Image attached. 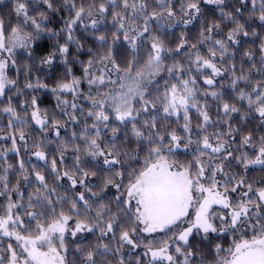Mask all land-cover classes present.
<instances>
[{
  "label": "trees",
  "instance_id": "1",
  "mask_svg": "<svg viewBox=\"0 0 264 264\" xmlns=\"http://www.w3.org/2000/svg\"><path fill=\"white\" fill-rule=\"evenodd\" d=\"M26 4L29 16L39 20L41 13H44L46 19L42 23V32L34 39L28 52H21L15 58L9 74L14 84L8 86L4 95L0 96V176L7 175L8 191L5 195L0 196V214H3L4 207L7 205L9 198L17 205H25V208L14 209V213L19 214L24 221L25 228L34 230L36 221L29 220L26 215L27 211H41V209H27L28 197L35 193L39 187L35 181V172H40L46 178L49 188H55L53 203L57 200L60 203L56 205L57 211L63 209L67 212L71 201L77 198L78 193L84 192L85 198L91 206L89 215L95 222L96 212L98 210L105 211L104 219L107 220L108 214H115L118 217L124 215L120 210L123 206L118 207L116 197L123 196L119 191L109 185L103 187V181L106 177L114 176L116 170L140 167L136 159L126 161L123 165H116L112 171L103 165V157L93 159L88 156L87 144L82 137L87 134L89 138L95 137V132L99 130L100 135L95 137L102 149L111 150L115 145L122 153L129 154L139 151V160L142 163L146 154L147 141H143L138 149V141L132 134V122L121 124L115 120V115L110 110H105L109 115L108 127H104L102 123L96 122L93 116H89V112L99 111V107L94 108L93 104L84 102L80 96L86 97L88 100H95L100 92L104 90L106 84L112 81L115 74L110 68L104 67L99 58L112 50V56L116 64L121 70L125 69L128 64L134 63L137 69L143 67L150 54V44L153 37L159 38L165 45L166 51L163 53V65L167 69L173 64H180L189 72H176L174 75H167L166 79L157 84L146 93V99L155 103L156 107L149 104V111H141L137 116L136 127L141 128L147 135V130L143 128L146 120L156 117V123L160 134L165 131H175L180 137V146L176 148L173 145V152L170 159L179 164L193 163L199 156L202 149V138L209 137L210 143L226 142L227 151L221 154H213L210 149L204 150L207 154L200 157L204 161L211 159L212 165L221 164L224 173L217 174V181L221 187L219 191H224L225 182L231 178V183L226 186L231 189L236 186L240 180L244 181V185L237 187L236 192L229 190L227 196L234 206L237 201L247 200L251 198L256 200L254 193L260 188H264V165H249L245 168L239 163V158L247 157L254 160L259 154L261 146V137H264V123L262 118L252 108L249 107L248 99H239L240 92L252 95L255 99L253 88L260 86L258 90H264V52H261V46L264 45V22L259 20L261 0H256V8L253 11L251 0H247L245 4H241V0H224L221 5L208 4L204 0H198L200 12L195 14V19L191 23L184 24L183 21L189 19L182 12V8L186 9L189 0H143L146 4V12L135 11L132 8L125 10L123 8V0H116V6L113 7L109 0H70L65 4V0H52L54 11L48 9L43 0H22ZM135 2L139 8L142 0H129V4ZM17 0H0V20L4 23L5 31L8 32L12 27H17L23 19L22 16L16 14ZM75 3V8L71 4ZM103 4L107 11L103 14V23L96 24L95 28L86 26L83 22H78L73 26L72 31L66 28V23L74 17L75 10L79 7L85 9L91 8L98 10L99 5ZM239 9V11H237ZM171 10L174 16L170 20H165L167 11ZM223 10V15L222 11ZM125 15L126 21L133 24L138 31H142L144 27L145 16H151L153 12L161 13L156 19L148 20V32L136 40V47H133L124 40L122 31H118L113 17L116 13ZM231 14L232 19L228 18ZM134 21V22H133ZM236 21L242 24L243 32L235 36L233 41L227 39L228 33L236 27ZM219 24V28L213 29L212 40L201 41V32L208 27ZM28 29V28H26ZM30 32L31 30L28 29ZM105 39L101 41L99 37ZM118 36L119 39H115ZM71 37V39H69ZM185 42V46L176 51L181 41ZM213 40H223L226 43L228 51L221 59L219 50L217 49L214 62L221 71V75L214 77L215 83L211 86L206 85L204 80L209 78L210 69L203 70V74L195 71L196 65L193 63L195 54L204 57L209 56V48L216 47L212 44ZM192 45L196 47L193 48ZM66 46L68 52L61 54L59 48ZM250 53L251 58L245 53ZM51 58V63H45ZM93 61L92 67L88 69L89 74L85 75V68L88 62ZM112 66V64H110ZM113 68V66H112ZM114 69V68H113ZM123 72V71H120ZM104 75V83L89 84V79ZM189 75L195 77L196 84H190L189 87L194 88L195 96L189 103L195 102L200 111H206L209 121L204 122L200 111L197 108H189V128L190 131L184 130L185 121L183 112L181 111L179 119L177 116H171L161 119L164 116L162 105L159 98H162L165 87L171 84H177L179 79H188ZM240 76H247L248 80H238L235 87L232 81ZM111 80L109 81V79ZM73 80L79 83L75 85L74 90L53 92V89H59V85L63 83L71 84ZM31 84L29 88L27 85ZM212 92H216L217 96L213 97ZM36 103L33 105L32 101ZM67 102V103H65ZM228 103L235 106L239 111L225 114L223 104ZM75 104L76 108L71 105ZM11 106L20 119L17 120L11 114L4 112L3 109ZM137 109L141 105H136ZM39 110L42 118L47 119V124L41 126L31 118L33 110ZM25 120L27 123H20ZM12 121V126H9ZM56 124L57 127H53ZM96 125L93 128V125ZM116 128V139L113 140L112 129ZM231 135H228L229 130ZM24 133V140L20 139V132ZM59 132L57 136L56 133ZM251 135L250 145H242L244 136ZM13 139H15V148L13 151ZM189 139L192 141L189 143ZM197 141H201L197 144ZM77 148L80 151H77ZM42 151L46 159H39L35 153ZM230 152L231 155L227 156ZM227 156V159L224 157ZM77 157L81 162V167L85 171L96 172V176H90L86 183L96 185L91 192L86 191L84 187L77 185L72 188L71 182L63 177L64 171L74 172L77 163ZM56 161L57 171L61 174V178L57 179L52 172V161ZM23 162L24 168L27 170L28 180H24L20 163ZM11 166V167H9ZM7 169V173L5 170ZM206 183L207 180L202 181ZM127 179H125V184ZM247 185L252 186V192L249 197H242V193L247 192ZM0 191H4L3 183L0 182ZM96 193L95 196L92 193ZM18 193L23 194L21 199ZM68 201L65 203L64 201ZM82 204V202H81ZM101 206H104L102 209ZM79 207V205H78ZM83 213V208L81 207ZM212 211L217 215L228 216L229 210L222 207L213 208ZM255 211V210H254ZM261 215H264V208L260 209ZM192 214V210H191ZM124 223L123 220L120 221ZM217 228L222 226L219 219L214 221ZM179 229L144 238L145 244L150 241L159 246V242L168 239L173 232ZM118 235L116 239L112 238L110 233L107 237L99 238V231L87 233L75 237L65 238L66 247L68 249L66 255L67 264H84V257L87 251H94L97 264H148L149 258L144 255L145 247L131 248L129 245L120 247L118 243ZM241 234H235L229 231H218L217 233L205 234L202 232L194 234L190 237L191 250L194 252L190 258V264H217L221 256L227 255L229 249L235 239H239ZM251 231L243 238H250ZM2 246L7 243H13V238L0 237ZM140 240V238H138ZM108 244L110 251L106 255H99L101 249H97V245ZM144 244V245H145ZM216 245H220L224 252L219 255L216 252ZM176 245L173 244L169 251L176 258V264H183L184 257L175 253ZM77 248L81 251H77ZM187 251L186 247L183 248ZM154 264H161L157 261ZM162 264H168L164 261Z\"/></svg>",
  "mask_w": 264,
  "mask_h": 264
},
{
  "label": "snow or ice",
  "instance_id": "2",
  "mask_svg": "<svg viewBox=\"0 0 264 264\" xmlns=\"http://www.w3.org/2000/svg\"><path fill=\"white\" fill-rule=\"evenodd\" d=\"M70 0H65V4H68ZM208 4L221 5L224 0H204ZM247 0H241V4H245ZM43 3L47 5L48 9L55 10L52 0H43ZM109 3L113 7L116 6V0H109ZM163 5V0H160ZM253 11L256 8V0H251ZM72 8H75V3L71 4ZM123 8L127 10L132 8L135 11L146 12V4L142 2L137 4L133 2L129 4V0H123ZM16 14L22 16L23 19L19 22L17 27H12L10 35L6 33L4 23L0 20V96L4 95V90L8 85L14 84L15 81L9 80L5 74V70L8 68V60L13 55V49L16 47L27 48L32 40L36 39L39 33L43 30L42 23L46 19L44 13H41V18L37 20L31 17L27 13L26 4L22 0H17ZM98 11L103 15L107 9L103 4L99 5ZM222 15H223V10ZM239 11V9L237 10ZM182 12L189 19L184 20V24L191 23L192 19H195V14L200 12L198 0H189L186 9L182 8ZM260 16L259 20L264 22V0H261L260 4ZM93 15L92 9H85L79 7L75 10L74 17L66 23V28L69 33L72 31L74 25L78 22H83V18ZM161 13L153 12L151 16H145L144 27L142 31H138L136 28H127L125 25L126 17L121 13H116L113 17L114 21L119 25L118 31H122L124 40L127 41L133 49L136 47V40L148 32V20L158 18ZM167 16H174L173 11L168 10ZM229 19H232L231 14L228 15ZM134 22V21H133ZM97 24L96 20H92V27L95 28ZM31 27L33 32L26 31V28ZM243 25L236 21V27L233 28L227 36L229 41L235 42L234 38L239 33L243 32ZM219 28V24L208 27L205 32H201V41L212 40L213 29ZM246 36L247 32H243ZM71 39V37H69ZM101 41H104V37H99ZM115 39H119L118 36ZM212 44L216 47L209 48V56L204 57L195 54V60L193 63L196 65L195 71L203 74V70L210 69V76L204 80L206 85H213L215 83L214 77L221 75L220 69L214 62L216 58L217 49L220 52L221 59L228 51L225 41L213 40ZM185 46V42L182 40L178 48ZM195 48V45H192ZM61 54H66L68 48L61 46L59 48ZM168 51L164 43L157 37L152 38L150 44V54L147 61L142 68L137 69L134 63H129L128 66L121 70L119 65L116 64L112 56V50L109 49L108 53L99 58L101 64H112L116 72L123 71L125 76L120 77L121 81H130V83H121V89L127 88V91H121L118 94H106L99 100H93V107H99V111L89 112V116H93L96 122L102 123L104 127H108L109 115L106 114L105 104L108 100H111L110 107L115 113V120L121 124L125 122H132V134L138 141V149L141 147L143 141H147L146 154L143 157L142 163L139 160V151L135 153H122L119 149L112 146L111 150L102 149L95 137L100 135L99 130L95 132V137L89 138L85 134L82 139L87 144V155L93 159L96 157H103V165L108 167L109 171H112L116 165H123L126 161L136 159L140 164L138 168H132L131 171L127 169L116 170L114 176L106 177L103 181V187L107 188L109 185L115 187L118 191L123 189L120 197H116L118 201V207L122 205L120 210L124 213L123 216L118 217L115 214H108L107 220L104 219L105 211L98 210L95 216V222L89 215L91 206L88 200L85 198V193L80 192L76 199L71 201L70 207L67 212L61 209L57 211L56 205L60 203L57 200L53 203L52 194L55 193V188H49L46 178L40 172H35V181L39 187L35 193L30 194L28 197L27 209H41V211H27L26 215L29 220H35L34 230L25 228L24 221L19 214L14 213V209L25 208V205H17L9 198L7 205L4 207L3 215H0V235L4 237L13 238L19 252L13 247L11 243L7 246V264H67L66 253L68 251L65 243V234L70 233L72 237H75L77 233L87 232L93 233L99 231L100 237H107L110 233L112 238L116 239V233L118 232V243L122 248L124 245H129L135 249L138 244L137 240L139 234L146 233L152 234L156 232L166 233L173 229H179V231L173 232L172 236L168 239L159 242V246L154 245L151 241L145 244L146 251L145 256H149L148 264H154V262L167 261L168 264H176V258L169 252V248L175 244V253L183 256V264H190V258L193 257L194 252L191 250L190 237L194 234L203 233L205 238L209 233H217L218 231L231 230L234 234L239 232L241 237L233 241L232 246L227 249V255L221 256L217 264H264V215H261L260 209L264 208V188L257 190L254 195L256 200L251 198L244 200L243 198L233 206L229 201L227 193L230 191L236 192L237 187L244 185V181L240 180L236 186L229 189L226 185L231 183V178L225 182L224 191L221 192L218 189L221 187L219 181H217V174H223L224 168L221 164L212 165L211 159L204 161L200 157L206 155L204 150L210 149L213 154H221L227 151L226 142L217 143L213 145L209 141V137L206 135L202 138V149L200 150L197 159L190 164H179L178 162L171 160L169 157L173 152V145L176 148L180 146V137H178L175 131L160 134L156 123V117L153 116L150 120H146L143 124V128L136 127L137 116L141 111L148 112L149 104L152 103V107L156 105L153 102L144 98V92L142 88L146 85L143 83L147 78V83H152V77L158 75L161 71H167L170 75H174L176 72L184 73L189 72L190 69H185L180 64H173L171 67L164 69L163 65V53ZM261 52H264V45L261 46ZM7 54V56H5ZM246 56L251 58L250 53H245ZM264 62V58H262ZM15 63V61H13ZM45 63H51V58L45 61ZM93 61L88 62V67L85 68V75L89 74L88 69L92 67ZM133 72L135 75L133 76ZM104 75L89 79V84L104 83ZM238 80H248L247 76H240L232 81L233 86L237 84ZM115 83V81H111ZM79 82L73 80L71 84L63 83L59 85V89H53V92L74 90L75 85ZM195 85V77L189 75L188 79L180 78L177 84H171L165 87V92L162 98H159V102L162 105L164 116L161 119H166L171 116H177L179 119L181 111L183 112V119L185 121L184 130L190 131L189 128V108H197L200 111L195 102L189 103L195 96V90L189 85ZM27 87L31 88L29 84ZM253 88L252 92L255 93V99L252 95L240 92L239 99H248L249 107L252 108L255 105V111L259 117L262 118L264 123V90H258ZM213 97L217 96L216 92H212ZM138 99L141 103V108L137 109L133 106V100ZM35 105L36 101H32ZM67 103V102H65ZM72 108H76L75 104L71 105ZM4 112L16 117L15 110L9 106L3 109ZM223 111L225 114L239 111L235 106L228 103L223 104ZM200 115L203 117L205 123L209 121V116L206 111H200ZM31 118L39 125L44 126L47 124V119L42 118L39 114V110H34L31 114ZM20 123H27L25 120H20ZM9 126H12V121H9ZM53 127H57L56 124ZM96 125H93L95 128ZM231 129L228 135H231ZM113 137L116 139L117 129L113 128ZM56 135H59L57 131ZM24 133L20 132V139L24 140ZM252 140L251 135L244 136L242 139V145H250ZM192 141L189 139V143ZM15 139H13V151H17L15 148ZM201 141H197L200 144ZM77 151H80L77 148ZM35 155L41 159H46L44 152L37 151ZM231 153L228 152L227 156ZM227 156L224 159H227ZM239 163H242L245 168L249 165H264V137H261V146L259 148V154L254 160L248 159L246 156L239 158ZM11 167V166H9ZM52 172L56 175L57 179L61 178V174L57 171L56 161H52ZM20 169L22 170L24 180H28L27 170L24 168L23 162L20 163ZM7 173V169L5 170ZM63 177H66L70 182L72 188H76L77 185L84 187L86 191L91 192V189L96 185L89 186L86 181L90 176H96V172L85 171L81 167L79 157H77V163L75 165V171H64ZM125 179L127 183L125 184ZM207 180L206 183L202 182ZM0 182L3 183L4 191H0V196L5 195L8 191L7 175L0 176ZM248 191L242 193V197H249V193L252 192V186L247 185ZM20 198H23L22 193H18ZM93 196L96 193H92ZM67 203L68 201H64ZM82 202V204H81ZM79 205V207H78ZM214 205H220L224 209H231L228 216H217L212 208ZM83 208V213L81 212ZM103 209L104 206H101ZM192 210V215L190 213ZM255 210V211H254ZM219 219L221 228L218 229L214 221ZM123 220L124 223L120 221ZM70 221L74 224V227H70ZM251 231L250 238H243ZM189 250L184 251L183 248ZM99 255H106L109 248L108 244L97 245V249H101ZM77 251L81 249L77 248ZM216 252L219 255L224 252V249L220 245H216ZM94 251H87L84 257V264H97L95 260ZM5 257L0 255V264H4ZM123 264V262H121ZM139 264V262H138Z\"/></svg>",
  "mask_w": 264,
  "mask_h": 264
},
{
  "label": "rangeland",
  "instance_id": "3",
  "mask_svg": "<svg viewBox=\"0 0 264 264\" xmlns=\"http://www.w3.org/2000/svg\"><path fill=\"white\" fill-rule=\"evenodd\" d=\"M92 12H93V15L91 16V17H89V16H87V14H85V16H84V23H85V25L86 26H90V25H92V20H96L97 21V24H102L103 23V21H104V19H103V15H101L100 13H99V11L98 10H92ZM165 20H170V17H168V16H166L165 18H164ZM115 25L119 28V25L116 23V21H115ZM125 25H126V29L127 28H129V27H131V28H135L134 27V25L133 24H131V23H129L128 21H126L125 20ZM28 29H30L31 30V32H33V34H35L34 33V30L31 28V27H28ZM28 29H26V31H29ZM10 32H11V30L10 31H8V32H6L7 34H9L10 35ZM42 32V31H41ZM40 32V33H41ZM33 41V40H32ZM33 42H31L30 44H29V46L27 47V48H20V47H16V48H14L13 49V55L11 56V59H9L8 60V68L5 70V74H6V76H7V78L9 79V80H12L11 79V77H10V74H9V71H10V68H11V66H12V64H13V61L15 60V58H16V56L19 54V53H21V52H28L29 50H30V47H31V44H32ZM5 56H7V54H5ZM104 67H105V64H102ZM107 68H110V70L112 71V73L113 74H115L114 76H113V79H112V81H115V83H112V82H109L108 84H106V87L104 88V90L102 91V92H100L99 94H98V96H97V98L95 99V100H99V99H101L102 97H104L106 94H109V93H111V94H118V93H120L121 91H127V88H124V89H121V87H120V84L123 82V83H130V81H121V79H120V77H123V76H125V73L124 72H116L115 71V69H113L112 68V66L110 65V63H107V66H106ZM162 67L164 68V69H166L165 67H164V65H162ZM135 75V73L133 72V76ZM167 75H169V73L165 70V71H161L158 75H156L155 77H152L151 79H152V83H147V78L145 79V81L143 82L146 86L144 87V88H142V91L144 92V98L146 99V93L148 92V90L149 89H152L153 87H155L157 84H159V83H162L165 79H166V76ZM111 80V78L109 79V81ZM8 86H10V85H8ZM7 86V87H8ZM6 87V88H7ZM5 88V89H6ZM5 91V90H4ZM80 98L82 99V101H84V102H89V103H91V104H93V101L92 100H88L86 97H84V96H80ZM110 105H111V100H108L107 101V103L105 104V110H110L114 115H115V113L113 112V110H112V108L110 107ZM136 105H141V103L138 101V99H134L133 100V106L134 107H136ZM34 111V110H33ZM32 111V112H33ZM31 112V113H32ZM36 123V122H35ZM217 207H221L220 205H214L213 206V208H217ZM212 208V209H213ZM229 210V213H230V211H231V209H228ZM0 215H3V214H0ZM193 215H194V213H193ZM70 227H74V224H72V222L70 221ZM83 234H85V232H81V233H77V235L75 236V237H79V236H81V235H83ZM157 234V232L156 233H152V234H146V233H141V234H139V238H140V240H137V244H138V246L137 247H139V246H141V247H143L144 246V244H145V242H144V240H142V239H144V238H149V237H152V236H154V235H156ZM2 235H0V237H1ZM75 237H72L71 235H70V233H66L65 234V238H75ZM1 240L2 239H0V242H1ZM14 240V239H13ZM10 243V242H9ZM9 243H7V244H5V246H2L1 244H0V255H3L4 257H5V261H4V264H7V256H8V253H7V251H6V249H7V246H8V244ZM12 245H13V247L14 248H16V250L19 252V248L17 247V243H16V241L14 240V242L13 243H11ZM143 251H146V249H144ZM170 252V251H169ZM148 258L150 259V257L148 256ZM167 262V261H166Z\"/></svg>",
  "mask_w": 264,
  "mask_h": 264
},
{
  "label": "crops",
  "instance_id": "4",
  "mask_svg": "<svg viewBox=\"0 0 264 264\" xmlns=\"http://www.w3.org/2000/svg\"><path fill=\"white\" fill-rule=\"evenodd\" d=\"M190 213H191V210H190ZM192 215H193V213H192ZM159 232H157V234H158Z\"/></svg>",
  "mask_w": 264,
  "mask_h": 264
}]
</instances>
